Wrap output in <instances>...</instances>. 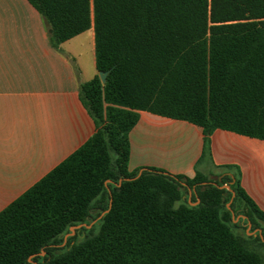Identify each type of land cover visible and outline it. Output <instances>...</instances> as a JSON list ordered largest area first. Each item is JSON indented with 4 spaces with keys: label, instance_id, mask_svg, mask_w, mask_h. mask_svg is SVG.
Returning <instances> with one entry per match:
<instances>
[{
    "label": "trees",
    "instance_id": "1",
    "mask_svg": "<svg viewBox=\"0 0 264 264\" xmlns=\"http://www.w3.org/2000/svg\"><path fill=\"white\" fill-rule=\"evenodd\" d=\"M28 1L56 49L94 28L80 99L97 131L0 213V264H264V213L236 174L129 171L142 111L264 140V0Z\"/></svg>",
    "mask_w": 264,
    "mask_h": 264
},
{
    "label": "crops",
    "instance_id": "2",
    "mask_svg": "<svg viewBox=\"0 0 264 264\" xmlns=\"http://www.w3.org/2000/svg\"><path fill=\"white\" fill-rule=\"evenodd\" d=\"M50 33L28 0H0V213L97 131L80 99L98 74L94 28L58 49ZM130 143V172L236 174L264 213V140L221 129L206 139L195 124L142 111Z\"/></svg>",
    "mask_w": 264,
    "mask_h": 264
},
{
    "label": "water",
    "instance_id": "3",
    "mask_svg": "<svg viewBox=\"0 0 264 264\" xmlns=\"http://www.w3.org/2000/svg\"><path fill=\"white\" fill-rule=\"evenodd\" d=\"M108 74H109V72L100 73V78H101V80H102V82H103L104 84H105L106 81H107V76H108ZM142 173H143V170L140 172L139 176H140ZM228 189H229V187H228ZM188 190H189V201H191L192 194H193V192L196 193V189H195V187L192 188V189L188 187ZM233 197H234V196H233ZM198 202H199V201H198ZM106 213H108V211L105 212V213H104L99 219H102L103 216H104ZM233 217H234V214H233ZM94 223H95V222H93V223L90 224V225L83 224V225H79V226L73 227V228L71 229L72 232H71L70 234H67V235H66V237H65V243H66L67 239L69 238V236H74V235L76 234V233H75V230H80L82 227H85V228L90 229V228L94 225ZM251 228H252V225L249 224V228H248V230H250ZM254 233H255V234H259L261 237L263 236V232H262L261 229H257V230H255ZM41 255L44 256L45 253L43 252V253H41ZM29 262H30V263H33L32 258H30Z\"/></svg>",
    "mask_w": 264,
    "mask_h": 264
},
{
    "label": "rangeland",
    "instance_id": "4",
    "mask_svg": "<svg viewBox=\"0 0 264 264\" xmlns=\"http://www.w3.org/2000/svg\"><path fill=\"white\" fill-rule=\"evenodd\" d=\"M212 181L216 182V181H218V180H216V179L213 178ZM184 199H188V200H189L188 195H185V196H184ZM236 222H238V221H236ZM96 223H97V222H95L94 225H95ZM94 225H93V226H94ZM93 226H92L90 229H92ZM246 226H247L246 222L241 221V223H240V227H239L238 229H236L237 232L240 233V234H243V233L245 232V229H244V228H245ZM75 235H76V234H75ZM80 235H81V234H80ZM66 245H67V242L64 243L63 245H59V248H64V247H66ZM262 253H264V251H262Z\"/></svg>",
    "mask_w": 264,
    "mask_h": 264
}]
</instances>
